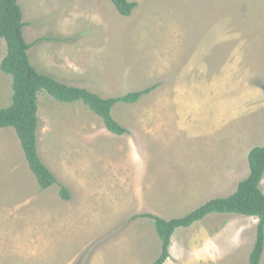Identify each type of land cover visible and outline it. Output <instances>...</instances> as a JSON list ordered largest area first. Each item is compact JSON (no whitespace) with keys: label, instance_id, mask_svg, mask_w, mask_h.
<instances>
[{"label":"rangeland","instance_id":"1","mask_svg":"<svg viewBox=\"0 0 264 264\" xmlns=\"http://www.w3.org/2000/svg\"><path fill=\"white\" fill-rule=\"evenodd\" d=\"M18 1L40 73L103 98L159 87L113 108L123 136L82 102L41 92L37 148L58 182L44 191L15 130L0 129V264H153L160 238L133 218H179L231 196L264 145V0H130L129 17L110 0ZM6 52L0 40V64ZM11 83L0 70V109ZM225 110L234 132L219 128ZM228 164L237 177L220 182ZM257 224L211 214L175 231L165 264H250Z\"/></svg>","mask_w":264,"mask_h":264},{"label":"trees","instance_id":"2","mask_svg":"<svg viewBox=\"0 0 264 264\" xmlns=\"http://www.w3.org/2000/svg\"><path fill=\"white\" fill-rule=\"evenodd\" d=\"M117 12L129 17L137 8L130 0H110ZM27 23L18 0H0V40H5L6 56L0 70L12 78L11 104L0 109V129L13 128L21 147L35 175L41 190H47L58 183L52 171L42 162L37 148L39 116L38 101L41 92L48 93L62 103L82 102L99 116L113 134L123 136L129 131L113 117V108L120 104H136L145 95L151 94L159 85H152L141 91L123 96L103 98L80 87L70 86L54 77L40 73L29 58V50L35 43H28L24 36ZM264 88V87H263ZM249 175L237 186L234 194L227 198H215L202 204L187 215L164 219L151 213L140 214L133 219H150L161 241V252L153 264H165L171 257L172 237L179 228H189L211 214H237L258 219L257 235L249 263L261 264L264 252V193L260 184L264 176V145L253 148L248 155ZM64 200L71 199L68 189L61 187Z\"/></svg>","mask_w":264,"mask_h":264},{"label":"crops","instance_id":"3","mask_svg":"<svg viewBox=\"0 0 264 264\" xmlns=\"http://www.w3.org/2000/svg\"><path fill=\"white\" fill-rule=\"evenodd\" d=\"M176 101V102H175ZM174 102L175 103H179V101L178 100H175ZM138 103V102H137ZM156 105H154L155 107L156 106H158V104H157V101H155L154 102ZM228 112H231V110H229V111H223V113L222 112H220V113H222V115L221 114H219V128L223 131V132H234L236 129L235 128H233L232 127V129H231V124L232 123H234V122H236L237 121V116H234L233 117V120H232V118H230V117H227L226 116V113H228ZM242 118V116L239 118V119H241ZM141 122H142V119H141ZM252 121H249V122H247L246 123V125L245 126H247V132H248V136H251V135H253L254 137H256V130H257V128H256V126L255 125H251L252 123H251ZM244 126V127H245ZM230 128V129H229ZM220 132V131H219ZM227 137V136H226ZM250 153V152H249ZM249 155V154H248ZM227 167H231V168H227ZM222 169H224V171L226 172V173H222L221 175L220 174H217V175H215V176H217V180H219L220 182H226V181H229V180H232L233 178H235V177H237V171H239V169H237L236 167H233V165H225V166H222ZM231 169V170H230ZM236 179V178H235ZM234 179V180H235ZM219 182V184H224V183H220ZM241 182V181H240ZM239 182V183H240ZM238 183V184H239ZM238 186V185H237ZM173 244V243H172Z\"/></svg>","mask_w":264,"mask_h":264}]
</instances>
